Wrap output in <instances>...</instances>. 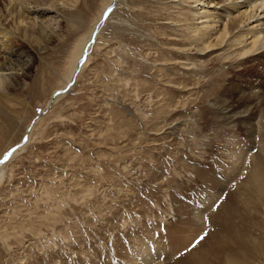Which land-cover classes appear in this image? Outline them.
Instances as JSON below:
<instances>
[{"label": "rangeland", "instance_id": "374dc122", "mask_svg": "<svg viewBox=\"0 0 264 264\" xmlns=\"http://www.w3.org/2000/svg\"><path fill=\"white\" fill-rule=\"evenodd\" d=\"M60 1L74 20L0 93V158L26 144L1 164L0 264H264V147L223 110L264 128V52L192 50L193 0H120L47 110L110 0Z\"/></svg>", "mask_w": 264, "mask_h": 264}, {"label": "bare ground", "instance_id": "6f19581e", "mask_svg": "<svg viewBox=\"0 0 264 264\" xmlns=\"http://www.w3.org/2000/svg\"><path fill=\"white\" fill-rule=\"evenodd\" d=\"M119 1L120 0H110L107 6H105L100 18L94 23L90 34L86 36L79 45L74 58L75 62L71 65L72 67L69 70V75L66 76L67 80L65 78V84L55 90H59L57 94L61 95L69 91L74 84V76L79 67V63L80 67H82L88 53L94 48L95 41L102 31L108 15ZM223 1L224 3L220 5V1L215 3V0H193V3L198 7L193 11V22L189 26V39L190 44L193 46L191 49L202 53L223 52V58L227 60L229 65L235 64L234 66L240 67L242 64L248 63L252 59H258L264 52V0ZM62 2L60 0H8V4L12 5V7L15 5L16 10L18 9L16 14L18 19L17 27L20 29L19 32L22 36H18L15 31L17 29L14 30L4 21V19H8L7 16H9L11 12L7 13L8 15H4L5 13L0 9V50H2L3 53L2 57H0V93L8 92L11 88L13 89V87L18 85L21 75L24 76L27 74L26 62L28 61L25 60L26 58L27 60L30 59L32 49L41 53L46 48L48 42L55 40V38L61 35L59 17L74 20L72 14L68 13L64 8L66 6L65 1L63 2L64 6H61ZM47 5L50 6L51 12L56 13V17H50L49 15L47 17L45 16L46 10L42 7ZM112 5L114 6L113 9L107 12V17L104 19V13L107 8ZM3 16H6V18H3ZM14 16L15 15H13V17ZM93 37L94 41H92ZM27 41H29L28 44ZM19 42V45H15ZM29 45L32 48H30ZM13 49H15V51L12 52ZM85 53L86 57L82 61ZM55 91L51 95L49 104H47V110L50 108V105L56 102L60 97V95L57 96V94H55ZM253 92V95H251L252 97L258 100L264 99V96H262V87ZM241 93L245 92L241 89ZM232 107L234 108H226L223 110L229 112L232 111V109H243L240 110V113L243 114L244 116L242 117L246 119L242 120L241 125L246 129L250 143L253 147L261 145L263 148L262 139H260L264 134L262 116L260 119L259 116H257L258 119H256L255 116H249L253 108V105L250 103L244 106L232 105ZM263 109L264 100L262 101L261 114L264 112ZM235 115L236 113L232 115L227 114V117L232 119L234 124L238 122ZM26 140L27 137L23 141ZM25 146L26 144L20 146L17 150L13 148L7 152L8 154L5 153L4 156H2L4 157L3 159L0 158V179H4L3 175H1V164L6 160L5 156L7 155V158L11 159L20 150L24 149Z\"/></svg>", "mask_w": 264, "mask_h": 264}, {"label": "water", "instance_id": "95a60500", "mask_svg": "<svg viewBox=\"0 0 264 264\" xmlns=\"http://www.w3.org/2000/svg\"><path fill=\"white\" fill-rule=\"evenodd\" d=\"M113 7H114V6L112 5V6H109V7L107 8L106 12H105L104 15H103V18H104V19L107 17V12L110 11L111 9H113ZM95 33H96V32H95ZM94 37H95V35H94ZM94 37H93L92 41H94ZM85 57H86V53L84 54V56H83V58H82V61L85 59ZM57 93H59V90L55 91V94H57Z\"/></svg>", "mask_w": 264, "mask_h": 264}, {"label": "snow or ice", "instance_id": "6c2138e0", "mask_svg": "<svg viewBox=\"0 0 264 264\" xmlns=\"http://www.w3.org/2000/svg\"><path fill=\"white\" fill-rule=\"evenodd\" d=\"M5 159H7V155L5 156ZM205 235H206V233L205 234H202L201 236H199L197 238V240H196V243H199L201 240H203L204 237H205ZM193 247H195V244L193 245ZM186 251H187V249H186Z\"/></svg>", "mask_w": 264, "mask_h": 264}]
</instances>
